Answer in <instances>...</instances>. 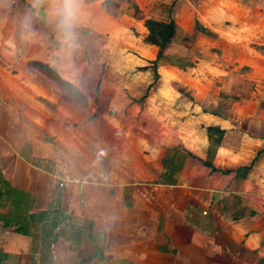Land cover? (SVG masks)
I'll use <instances>...</instances> for the list:
<instances>
[{
    "label": "crops",
    "instance_id": "1",
    "mask_svg": "<svg viewBox=\"0 0 264 264\" xmlns=\"http://www.w3.org/2000/svg\"><path fill=\"white\" fill-rule=\"evenodd\" d=\"M133 1L144 20L173 4L176 34L156 81L157 48L124 7L84 0L69 62L44 10L4 0L2 57L49 66L85 103L40 70L33 79L0 65V264H264V110H253L264 98L229 101V113L219 99L186 98L193 67L173 55L196 25L228 35L216 29L223 15L229 30L245 29L251 18L236 11L252 0H201L194 12L187 0ZM229 36L233 47L247 38ZM163 71L175 81L162 83ZM206 127L225 131L212 159Z\"/></svg>",
    "mask_w": 264,
    "mask_h": 264
},
{
    "label": "rangeland",
    "instance_id": "2",
    "mask_svg": "<svg viewBox=\"0 0 264 264\" xmlns=\"http://www.w3.org/2000/svg\"><path fill=\"white\" fill-rule=\"evenodd\" d=\"M13 1L14 0H11L12 8L14 9L15 5L13 4ZM200 1L201 0H187V4H189L192 12H194L193 8L195 7L196 9ZM161 4L158 3V5H154L153 10L151 11V19L158 22H167L170 5H166L165 3ZM228 4L229 3L222 7L226 8ZM237 6L240 7V5ZM250 6L251 9H247L246 12L241 10L236 11L241 21L251 18L250 25L245 29L244 27L240 29L239 27L234 26L229 30L230 25L227 24V19H225V16L223 15V18H220L222 19V26L217 27L216 29H222L227 32L228 35H224L225 37L219 39L215 35L207 33L206 31L208 29L206 31L204 29L201 30V25H196L195 31L188 34L189 42H186L187 38H184L181 42L178 41V44L181 43L182 45H185L186 49L182 48V52H178L179 46L175 48L177 53H174L173 55L178 56V58L174 57V65L177 67H190L192 65L193 67L191 71L193 75L189 78L188 89L187 91H184V97L194 98L197 101L203 98L204 100L211 98H216V100L219 99L224 104H222L223 111H226L227 113H229L230 107L225 106V104H228L229 101L242 105L243 101H253L254 99L262 100V98H264V0H252ZM4 10V0H0V20L5 17L6 13ZM225 10L227 11V9ZM220 13L221 12H219V14ZM188 27L189 26L186 27V30H188ZM230 34H240V37L245 34L247 38L243 39L242 42L237 43V45H235L236 47H233L234 44L229 43V39H227L230 37ZM197 36H200V38L196 39ZM1 40L2 38L0 39V51L2 50ZM101 42H103V39L99 37L96 40V43L100 44ZM180 54H182V56ZM179 56L181 58H179ZM250 61L251 64L249 63ZM0 65L1 67L10 66L12 71H14V68L16 67L21 68L33 79H37L40 76L39 73L32 71L31 69L32 67L36 70H40L37 65L32 63L27 64L22 59L8 60L4 59L0 54ZM249 65H252L251 70L248 68ZM163 74L166 79L164 78L162 83H166V85L176 78L174 75H171V73L163 71ZM45 79L53 83L46 76ZM191 79L196 80L192 81ZM181 91L183 90L181 89ZM164 94L167 95L169 92L166 91ZM61 95L62 97H65L64 93H61ZM222 106H220L221 109ZM245 109L247 112L242 111L241 108L238 107L234 108L236 111H234V114L243 115V113H248L250 111V108ZM253 110L263 114V105L253 107ZM250 113L253 115L252 110ZM253 120L255 119L253 118ZM250 129L254 133L259 130L255 123L252 124ZM68 142L71 143V138Z\"/></svg>",
    "mask_w": 264,
    "mask_h": 264
},
{
    "label": "trees",
    "instance_id": "3",
    "mask_svg": "<svg viewBox=\"0 0 264 264\" xmlns=\"http://www.w3.org/2000/svg\"><path fill=\"white\" fill-rule=\"evenodd\" d=\"M102 6L108 11H110L109 8L111 7H114L116 9H121L122 7H124L122 9H124V11L126 10L133 18L144 20L142 10L139 9L138 5L133 0H103ZM172 8L173 4L169 9V13ZM169 20V23L158 22L152 19L144 20V25L148 32L146 38L144 39V42L157 48L156 59L154 62H152L155 81L159 78V75L157 73L158 62L162 61V59L164 58L163 53L176 34L175 24L170 17ZM32 64L37 65L40 68L42 74L45 75L49 80H51L61 90V92L65 94V99L79 100L80 103H85L83 95L74 86L64 81L49 66L45 64H37L35 62ZM206 132L210 140V147L208 149L207 157L209 159H212L213 154L215 153V148L220 145L225 131L217 127H206ZM205 164L211 167L210 161H206Z\"/></svg>",
    "mask_w": 264,
    "mask_h": 264
},
{
    "label": "clouds",
    "instance_id": "4",
    "mask_svg": "<svg viewBox=\"0 0 264 264\" xmlns=\"http://www.w3.org/2000/svg\"><path fill=\"white\" fill-rule=\"evenodd\" d=\"M84 0H33L32 8L44 10L54 23L61 54L69 62L79 47L78 26L82 19Z\"/></svg>",
    "mask_w": 264,
    "mask_h": 264
},
{
    "label": "built area",
    "instance_id": "5",
    "mask_svg": "<svg viewBox=\"0 0 264 264\" xmlns=\"http://www.w3.org/2000/svg\"><path fill=\"white\" fill-rule=\"evenodd\" d=\"M67 182V178H62V182L59 184L60 187H63V185Z\"/></svg>",
    "mask_w": 264,
    "mask_h": 264
}]
</instances>
